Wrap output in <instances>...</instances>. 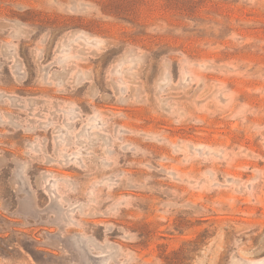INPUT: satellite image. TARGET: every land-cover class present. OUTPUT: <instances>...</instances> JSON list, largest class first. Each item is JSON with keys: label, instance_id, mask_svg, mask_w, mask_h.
Returning a JSON list of instances; mask_svg holds the SVG:
<instances>
[{"label": "rangeland", "instance_id": "1", "mask_svg": "<svg viewBox=\"0 0 264 264\" xmlns=\"http://www.w3.org/2000/svg\"><path fill=\"white\" fill-rule=\"evenodd\" d=\"M261 259L264 0H0V264Z\"/></svg>", "mask_w": 264, "mask_h": 264}, {"label": "bare ground", "instance_id": "2", "mask_svg": "<svg viewBox=\"0 0 264 264\" xmlns=\"http://www.w3.org/2000/svg\"><path fill=\"white\" fill-rule=\"evenodd\" d=\"M261 260H262V259H261ZM257 261H258V260H257ZM262 261H263V260H262ZM262 261L259 260V263L262 262ZM254 262H255V261H254ZM257 263H258V262H257ZM260 264H261V263H260ZM263 264H264V261H263Z\"/></svg>", "mask_w": 264, "mask_h": 264}]
</instances>
